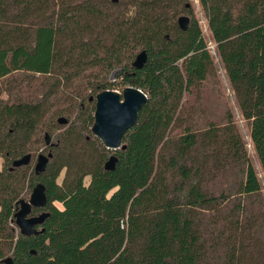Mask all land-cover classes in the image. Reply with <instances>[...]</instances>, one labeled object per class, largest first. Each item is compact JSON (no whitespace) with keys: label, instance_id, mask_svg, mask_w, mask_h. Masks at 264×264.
<instances>
[{"label":"trees","instance_id":"obj_1","mask_svg":"<svg viewBox=\"0 0 264 264\" xmlns=\"http://www.w3.org/2000/svg\"><path fill=\"white\" fill-rule=\"evenodd\" d=\"M197 1L264 167V0ZM216 76L190 0H0V264H264L246 143L199 106ZM129 87L147 100L109 150L96 97Z\"/></svg>","mask_w":264,"mask_h":264},{"label":"water","instance_id":"obj_2","mask_svg":"<svg viewBox=\"0 0 264 264\" xmlns=\"http://www.w3.org/2000/svg\"><path fill=\"white\" fill-rule=\"evenodd\" d=\"M146 62V56L140 53L133 67L141 69ZM146 97L139 90L129 87L121 94L115 91H106L96 97L93 135L109 150H117L121 146L125 133L135 126L138 114L146 103ZM27 159L18 162L16 166L26 164ZM40 161L37 169L42 168ZM47 203L44 188L37 186L33 189L28 202H22L16 213V226L23 234L32 233V227L39 223V219H27L30 208H44Z\"/></svg>","mask_w":264,"mask_h":264},{"label":"rangeland","instance_id":"obj_3","mask_svg":"<svg viewBox=\"0 0 264 264\" xmlns=\"http://www.w3.org/2000/svg\"><path fill=\"white\" fill-rule=\"evenodd\" d=\"M190 1L193 4L196 18L199 21L200 27L207 40L208 49L211 55L214 57L217 69V78L216 80L214 79L206 84L200 97L201 100L199 106L201 107V109H203L205 116L212 120H220L226 112L231 113L237 126L238 132L246 143L249 157L257 173L262 188V193L264 195V167H262L252 147L249 137V126L246 121L243 120L242 116L240 115L239 109L237 108L236 100L234 98L232 90L229 87V83L223 71V67L215 53V45L211 41L207 28V20L199 5V2L197 0ZM115 92L119 94L122 93L116 90ZM191 101L192 99H190V102ZM31 194L32 191H30L26 195V197L24 198L26 200H23V202H28Z\"/></svg>","mask_w":264,"mask_h":264}]
</instances>
